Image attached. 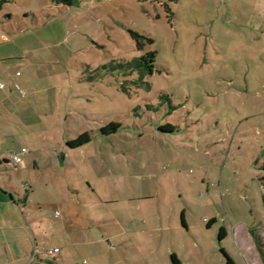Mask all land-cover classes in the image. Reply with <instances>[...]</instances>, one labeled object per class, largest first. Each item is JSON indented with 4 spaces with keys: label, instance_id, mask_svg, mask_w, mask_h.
Here are the masks:
<instances>
[{
    "label": "rangeland",
    "instance_id": "rangeland-1",
    "mask_svg": "<svg viewBox=\"0 0 264 264\" xmlns=\"http://www.w3.org/2000/svg\"><path fill=\"white\" fill-rule=\"evenodd\" d=\"M0 3V264H264V0Z\"/></svg>",
    "mask_w": 264,
    "mask_h": 264
},
{
    "label": "trees",
    "instance_id": "trees-1",
    "mask_svg": "<svg viewBox=\"0 0 264 264\" xmlns=\"http://www.w3.org/2000/svg\"><path fill=\"white\" fill-rule=\"evenodd\" d=\"M56 4L59 5H65V6H72L75 4L76 0H53ZM1 4V3H0ZM133 36L135 38H137V34H133ZM138 44L140 45L141 43L138 40ZM121 68H125L128 74H133V73H137L140 77V79L142 80L141 82L143 83H147L148 87L150 88L151 85L148 81H145V77H147V75H151L154 73L155 71V52L151 51L146 53L145 55H142L141 57H136L134 60L129 61V62H125V63H121L119 65ZM4 88V87H2ZM19 93L23 96L26 97L27 96V92L25 90H23L22 88H20V86H18ZM161 97L163 99H166L167 102L170 104V108L173 107L172 105V100L170 98L169 94H162ZM154 107V105H152ZM155 109V108H154ZM122 127V124L118 121H111L109 122L107 125L103 126L102 128V134L105 135H110L112 133H116L119 131V129ZM160 130L163 132H174L177 130V126L174 125L173 123H166L164 125H162L160 127ZM91 140V135L89 132H84L82 134H80V136L77 139H74L72 141L69 142V146L72 148L75 147H79L84 145L85 143L90 142ZM8 161V160H6ZM215 221V219H210L208 221V226L210 227L212 225V223ZM183 224L184 226L186 225V221L183 218ZM227 235V231L226 228H221L220 233H219V239L223 240ZM261 253L264 255V250L261 249ZM224 256L227 259V264H235L234 259L230 256V254L228 252H226L224 249L222 250ZM171 260L173 264H184L183 261L178 257V255L176 253H172L171 254ZM45 263H50V264H58L56 262V259L54 258H47V259H43L42 260Z\"/></svg>",
    "mask_w": 264,
    "mask_h": 264
},
{
    "label": "crops",
    "instance_id": "crops-1",
    "mask_svg": "<svg viewBox=\"0 0 264 264\" xmlns=\"http://www.w3.org/2000/svg\"><path fill=\"white\" fill-rule=\"evenodd\" d=\"M26 148V147H25ZM28 152V151H27ZM26 152V153H27ZM5 161L6 160H8V158H6V159H4ZM9 161V160H8ZM7 161V162H8ZM0 162H1V160H0ZM10 194L11 193V190L10 189H8V188H2V186L0 185V211L2 210V209H6L7 208V205L9 206V200H8V195L7 194ZM12 199V198H11ZM11 202V201H10ZM10 205H12L13 206V204H12V202L10 203ZM5 219H4V217H1L0 216V224L1 225H14L13 223H8V222H6V224H3V221H4ZM9 221H10V218H9ZM21 222L23 223V220L21 219ZM60 252H61V250H60ZM14 254L15 255H17V252L15 251V250H13V256H14ZM17 257V259H16V261H22L23 259H24V254L23 255H21V257L20 256H16ZM24 264H34V261H26Z\"/></svg>",
    "mask_w": 264,
    "mask_h": 264
},
{
    "label": "built area",
    "instance_id": "built-area-1",
    "mask_svg": "<svg viewBox=\"0 0 264 264\" xmlns=\"http://www.w3.org/2000/svg\"><path fill=\"white\" fill-rule=\"evenodd\" d=\"M1 87H4V84H1ZM27 152V148H23L22 149V153H26ZM12 160L19 163L21 161V156L19 154H14L12 155ZM61 248L58 246L49 248L47 250H43L45 252L48 253V255H55L56 253L60 252ZM43 251L41 249L36 250V252L33 254V256L31 257V261L34 260L35 258L38 260V262H43V259H47V258H51V257H44L43 256Z\"/></svg>",
    "mask_w": 264,
    "mask_h": 264
},
{
    "label": "water",
    "instance_id": "water-1",
    "mask_svg": "<svg viewBox=\"0 0 264 264\" xmlns=\"http://www.w3.org/2000/svg\"><path fill=\"white\" fill-rule=\"evenodd\" d=\"M34 264H50V263H45V262H37V263H34Z\"/></svg>",
    "mask_w": 264,
    "mask_h": 264
}]
</instances>
